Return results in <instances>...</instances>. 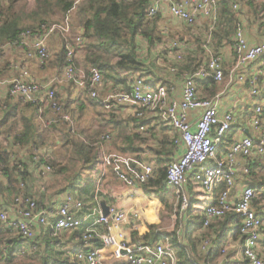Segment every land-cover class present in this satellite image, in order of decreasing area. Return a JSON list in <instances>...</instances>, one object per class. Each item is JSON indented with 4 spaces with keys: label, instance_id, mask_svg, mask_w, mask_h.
I'll return each instance as SVG.
<instances>
[{
    "label": "built area",
    "instance_id": "2783aa9c",
    "mask_svg": "<svg viewBox=\"0 0 264 264\" xmlns=\"http://www.w3.org/2000/svg\"><path fill=\"white\" fill-rule=\"evenodd\" d=\"M168 12L174 19L193 27L199 17L209 18L215 21L219 15V4L217 0H166ZM262 7L261 14L264 16V0H248ZM6 0H0L5 3ZM155 2V1H154ZM152 2L147 11V18H153L158 13V5ZM238 4L232 5L233 11H238ZM55 32H59L66 40H71L76 48H80L85 39L82 34H73V29L68 18L52 25H43L40 31L31 34L29 31L21 32L16 42L9 43L19 51H25L27 56H36L42 63L49 59L48 40ZM171 48L182 47L176 43ZM67 62L58 75L42 80L33 78L27 69L20 67L17 76H11L0 80V88L6 87L7 93L13 97H19L27 102L48 108L54 119L50 121H62L71 124V117L65 113L62 104L57 100L56 86L63 83H73L79 90L87 91V94L95 100L106 111L119 108H128L134 118L142 119L147 111L159 110L162 119L176 137L173 145L177 151V158L171 160L166 166V186L178 195L179 210L184 212L189 206V196L185 191L187 177L192 176L193 183L205 194H213L219 186H223L216 197L203 209V227L221 218L227 213H234L241 219L239 234L242 238V257L249 264H264V259L259 256L258 245L261 239V231L264 225L263 219L253 210V201L257 198L253 187L245 186L238 195L234 197L235 179L237 175V159L248 158L253 150L261 155L264 154V41L258 44H249L245 38L244 28L241 23L235 26L233 32V54L235 68L241 70L240 78L246 79L249 84L247 96L237 100L235 108L239 103L256 96L263 97L261 102L254 107L251 116L252 126L259 131L261 138L257 141L249 137H243L232 141L224 152L219 155V148L224 137L232 127L234 120L233 109L222 114L218 113L217 94L211 98H200L196 91V80L212 78L216 83L224 80V73L220 60L214 54L208 52L206 63L198 67L189 76L185 77L181 89L180 101L169 99V89L163 85L153 86L143 76H134L129 91L112 90L99 100L98 92L103 88V77L95 68L86 72L83 68L73 64L74 48L71 43H66ZM5 45L0 46V58ZM182 59L180 55L173 57V61ZM252 66V71L245 78V69ZM176 73V67L170 68ZM242 72L244 74H242ZM201 111L196 122L192 124L188 113ZM140 131L143 127L139 128ZM114 140L111 134H101L95 142L100 157L96 168L97 178L94 189V200L100 194L103 196V177L107 170H111L115 177L126 187H140L148 182L153 176L155 166L144 152L139 154L111 152L109 145ZM94 145V146H95ZM38 150L32 152L33 158L37 159ZM46 157L44 156V159ZM39 169V175L53 172L47 164ZM245 173L247 168H243ZM232 198V201H229ZM13 217L9 210L0 208V224L8 230V237H18L30 240L34 234L35 227H48V235L57 237L62 232L80 230L87 218H95L94 225L101 227H86L81 234V244L88 250H80L71 257L76 262L84 264H101L102 255L98 248L89 247L94 242H99L103 248H111L112 256L116 260L114 264H178L176 253L171 246V239L162 237L160 242L147 243L136 242L131 244L123 228L125 215L118 212L114 207H109V214L103 216L100 208L95 205H85L81 201L73 200L66 196L53 211L42 209L39 204L29 196L18 193L13 198ZM81 212L85 213L84 219L79 217ZM138 218L137 213L131 215ZM86 218V219H85ZM133 231L136 226L132 225ZM158 235V233H155ZM158 236H161L159 233ZM209 240H205L201 250L206 251ZM31 246L29 252L34 251ZM225 253V249H221ZM27 249L20 248L13 255V260L26 256ZM57 264V263H53Z\"/></svg>",
    "mask_w": 264,
    "mask_h": 264
},
{
    "label": "crops",
    "instance_id": "0c3cea01",
    "mask_svg": "<svg viewBox=\"0 0 264 264\" xmlns=\"http://www.w3.org/2000/svg\"><path fill=\"white\" fill-rule=\"evenodd\" d=\"M154 3H156L159 8L157 15L161 16L160 26L163 33L167 35L170 34L173 38L149 46L145 38L142 36L138 37V52L140 53L141 60L146 66V71L142 73L143 77L153 86H166L169 89V99L180 101L181 89L185 77L189 76L198 67L205 65L208 52L214 54L220 60L224 73V80L221 83H216L212 80V78L204 80L198 79L195 84L197 95L200 98L208 99L217 94L220 95L218 100L219 114L233 109L234 120L232 127L220 145L219 155H224V152L232 141L239 140L243 137H249L255 141L259 140L261 136L259 131L252 126L251 116L254 111V107L261 102L260 100L263 97L256 96L255 98L246 101L244 104L239 103L235 108H233L234 104L237 103V100L247 96L249 84L246 79L242 80V78L239 77L241 70L235 68V58L232 44L233 32L238 23L243 25L245 38L249 44H258L264 41V16L261 14V11L254 7L242 5L233 0L231 1V5L238 4V11H233L231 8L229 13L222 14L219 9V15L215 21H212L209 18L199 17L195 26L188 27L181 21L171 17L168 12V2L166 0H155ZM66 18L70 21L73 34L77 35L83 33L75 12L71 11ZM83 38L85 39L84 36ZM173 43L181 45L182 47L171 48L170 45ZM3 45L6 46V49H4L2 57L0 58V80L10 78L11 76H17L20 71V67L27 69L30 75L36 80H42L58 75L63 69L59 70L54 65H48V62L54 59L55 54L59 52L61 47V41L58 35H52L49 37L48 49L50 57L48 61L42 63L35 56H27L25 51H19L9 43H5ZM176 55H180L182 57V59L178 62L173 61V57ZM74 56L76 61L80 54L77 55L76 53ZM172 67H176V73H172L170 71V68ZM245 71V78H247L246 76H249L252 71V66L246 68ZM242 74L244 73L242 72ZM261 84H264V77ZM115 88L116 89H111L110 86L105 84L102 90L103 97L108 94L107 92H111L112 90L124 89L121 84L117 85ZM6 93L7 88L1 87L0 100L4 99ZM81 93H83L82 90L72 86L71 83H63L56 86V94L60 97V100H69L71 102V107L75 105L79 106L81 104L83 99ZM45 109L48 108L44 107L42 112H40V110L37 116L38 122L43 127L51 125L50 121L54 119L50 110L48 109L47 112ZM93 109L96 110L97 113L103 112L106 117L109 113L114 114L117 118H120L121 121L132 118L131 111L128 108H119L109 112L100 106L92 105L88 102L85 106L84 112ZM97 109L100 110L98 111ZM200 113L201 111L188 113L189 120L192 124L196 122ZM96 116L97 115L94 117L95 125L91 128V135H93L95 127H97L100 122V117ZM81 117L79 118V123ZM140 127H143L142 131H140L139 128L131 129L132 133L137 134V139L133 142L136 148V150H134L135 152L129 154H139L143 151L144 155L152 161L155 167L157 166L159 158L155 149L162 150V147H164V149L168 150L162 151L160 157L164 160L163 162L165 166H167L171 160L177 158V151L173 145V139H175L176 134L168 125L165 124L162 119V113L159 110L147 111L142 118V125ZM108 131L111 132L114 137V140L109 145V150L111 152L120 153V151L116 150L114 143L118 130L109 129ZM163 141L164 145H161V142ZM122 146H124V143ZM44 147L36 148V150H38L37 152L39 157L34 159L32 154L33 151L31 152L30 146H11L14 150L15 159L18 161L21 169L24 170L22 172H25L24 178L16 175L15 178L17 179V182L15 183V189H10L9 193L0 195V208L9 210L12 217L14 215L12 210L13 198L18 193H23L26 196L35 198L39 206L46 211L55 210L66 196H70L73 200L81 201L85 205H95L97 208H100L98 199L102 198L108 208L114 207L118 212L125 215L123 228L125 229L126 235L131 244L136 242L157 243L161 241L163 236L171 239V233L168 234V231H156V233H158V235L160 233L161 236H156L155 232H153L155 227L162 222L165 225L168 222H172V226H174L176 221H178L180 225H184L186 216L179 210V208V214L176 212V205H174L173 211L168 214L160 200L155 195L145 194L141 187L129 188L124 186L113 175L110 169L105 172L103 177L102 191L105 195L102 196L100 194L97 200H94V189L97 178L96 171H93L92 175H90L88 179L82 177L78 178L73 184L74 188L71 187L69 189L62 190L63 187L60 183V175L52 172L41 176L38 173L39 169H41L43 167L42 165H44L39 162V160L42 158L44 160V156L46 157L45 159H52L53 157L51 155L52 152L48 151V149ZM30 155H32V157ZM243 168H247L248 172L245 173ZM263 182L264 154L261 155L257 152V150H253L250 157H239L237 159V175L235 179L234 197L238 195L245 186L253 187L257 196V198L253 201V210L257 213V215L262 217H264ZM189 188L192 189V192L189 193L190 196L197 199V203L195 204V213H199L201 215L204 207H206L212 201V198L216 197L221 190L220 188L216 189L213 194H205L193 183L191 175L187 177L185 187L187 194V189ZM166 195L168 201L178 202V196H174V192L172 190L168 189ZM229 201H232V198H229ZM150 208L155 209V213L153 215H150ZM161 210L164 212H161ZM156 211H159V214L161 212L160 217L159 214H156ZM134 213H138V218L131 217ZM175 216H178V220ZM79 217L84 219L85 213L81 212ZM94 220V217L84 220V225L80 228V231H83L86 227H96L98 229L97 231H101L102 228L100 226L97 227L94 225ZM132 225L136 226L137 229L133 231ZM3 234V240L0 244L3 246L2 252H5L8 247L5 242L13 238H5V236L8 237V230L6 228L4 229ZM70 234L71 232H62L60 236H58L59 238L54 240L52 238L50 239L48 235V227L37 226L34 228L33 237L28 241L21 239L22 241L17 249L25 248L27 249V252H29V248L33 246L41 252H49L51 254L61 253V261L65 258L70 261L73 254L80 250H88V248L82 247L79 238ZM144 235L147 237L145 240L143 239ZM227 242H229L230 245H222L221 249H223L226 245L228 246V249L218 258L216 264L241 263L243 261V257L240 258L242 251L241 236H237L236 239L230 236ZM91 247L98 248L101 251V264H114L116 262L112 256L111 248H103L99 242L92 243L89 249ZM258 253L259 256L264 259V228H262L261 231ZM28 255L26 254V256ZM73 262V264H84L76 262L75 258L73 259Z\"/></svg>",
    "mask_w": 264,
    "mask_h": 264
},
{
    "label": "trees",
    "instance_id": "16d2710c",
    "mask_svg": "<svg viewBox=\"0 0 264 264\" xmlns=\"http://www.w3.org/2000/svg\"><path fill=\"white\" fill-rule=\"evenodd\" d=\"M154 1L32 0V6L27 7L25 0H6L4 4L0 3V46L5 43L16 42L21 32L29 31L31 34H35L40 31L43 25H52L55 23L54 16L56 13H59L61 15L60 18L63 19L73 11L77 15L78 22L83 30L82 34L86 39L85 43L80 48H76L71 40H66L59 32H55L57 34L54 33L52 35L59 36L61 47L59 52L55 54L54 59L48 62V65H54L61 70L68 64L65 47L66 43L69 42L74 48V53L80 54L76 61L75 56L72 58L71 62L75 66L83 68L86 72L91 68H95L100 71L104 86L106 84L111 89H116L115 87L121 84L124 88L122 91H129L132 78L134 76H143L142 73L146 71L145 63L141 60L138 52V37L142 36L145 38L149 46L173 38L172 35L163 33L160 26V15L147 18L148 8ZM217 1L222 14L231 11V1L233 0ZM234 1L262 11V7L248 0ZM33 56L35 55L33 54ZM71 85L75 87L73 83ZM102 90L103 88L98 92L99 100L103 97ZM82 92L83 99L81 104L75 109L71 107L69 100H60V97L56 94L64 112L71 116V121L74 123L83 115L87 102L100 106L98 100L92 99L87 94V91L82 90ZM41 107V105L24 101L19 97L10 96L9 93H6L4 99L0 100V195L9 193L10 189H15L16 175L23 178L25 175V172H22L24 170L21 169L14 157V150L11 146L28 145L32 152L36 148L46 146V137L49 130L57 129L59 126V135L65 138L64 142H62V148L66 151L65 156L69 157L67 162L63 163L62 159L56 160L55 156L52 159H44L45 161L42 158L39 162L48 164L54 174L60 175L62 190L74 188L73 184L78 178L88 179L93 171L96 170L100 152L95 142L101 134H111L108 131L109 129L118 130L114 142L117 151H120V153H133L136 150L133 142L137 139V134L132 133L131 129L140 128L142 119L132 116L128 120L121 121L114 114L109 113L106 117L103 112H100L98 113L100 122L94 129V138L86 136L85 132L80 131L78 133L85 139L80 138L79 140L70 133L72 127H70L71 129L67 127L68 123L64 124L67 128L63 127L59 121L43 127L37 120ZM45 111L48 112V109H45ZM123 143L124 146H122ZM161 145H164V141L161 142ZM162 151L168 150L164 149V147H162V150L155 149L159 158L154 174L146 184L140 187L145 194L155 195L164 206V209L171 213L175 203L167 200L166 193L169 188L165 183L166 166L164 165V160L160 158ZM30 156L32 157V155ZM220 188H223V186H219L216 189ZM187 192L188 194L191 193L192 189H187ZM174 196H178L175 191ZM29 197L35 200L31 196ZM178 203L179 201L176 204L177 213ZM196 203L197 199L190 196L189 206L183 212L186 216V221L180 236L182 241L186 240V244L184 245L179 240L180 237L173 232L170 235L171 246L176 253L178 264H216L218 258L222 255L221 247L227 234L231 233L234 239L240 235L241 219L234 213H227L223 218L204 228L203 215L195 213ZM260 217L264 221V217ZM4 229V225L0 224V243L3 240ZM81 234L82 231L77 230L71 232L70 235L80 239ZM58 236L52 239L57 240ZM146 238V235H144L143 239L145 240ZM205 240L210 242L203 253L201 247ZM21 241L18 237L7 240L5 243L8 247L5 252H2L3 246L0 244V255L2 254L0 258L2 261H11L13 255L18 251L17 248ZM33 254H35V258H40V264H48L50 259L60 260L62 255L61 253L41 252L38 249L32 251ZM31 259H23L20 264H27L29 262L25 260ZM61 263L69 264L70 261L65 258ZM239 264H249V262L243 259Z\"/></svg>",
    "mask_w": 264,
    "mask_h": 264
},
{
    "label": "rangeland",
    "instance_id": "374dc122",
    "mask_svg": "<svg viewBox=\"0 0 264 264\" xmlns=\"http://www.w3.org/2000/svg\"><path fill=\"white\" fill-rule=\"evenodd\" d=\"M25 2L27 3L26 4L27 7L31 6V4H32V0H25ZM28 4H29V6H28ZM231 8H232V5H231ZM54 17H55L54 18L55 19L54 22H58V21H61L62 20V18H60L61 15L59 13H56ZM55 34H57V33H55ZM72 108L75 109V108H78V106L75 105V106H72ZM84 110H85V108H84ZM93 110H88L87 112L85 111L83 113L81 119H80V123L78 122L79 120H77L76 123H74L73 121H71V124H69V125H66L67 123H63L62 121H59V123H61V125H63V127H66V126L69 127V128L72 127V129L70 128L71 129L70 133L72 134V136H75L76 139H79V140H80V138L85 139L84 137H81V135L78 132H80V131L85 132L86 133V136H90L91 135V128H92L93 125H95L94 124V117H95V115H97L96 117H99L97 111L96 110L93 111ZM97 110L99 111L100 109H97ZM59 128H60V126L57 129H51V130H49V133H48V135L46 137L47 144H46V147H44V148H46V149H48V151L52 152L51 155L53 157L55 156L56 160L62 159V162L63 163H66L69 157L68 156H65L66 151H65V149L62 148V142H64V139L65 138L64 137H61L59 135ZM89 130H90V132H89ZM91 136H93V135H91ZM50 142H51V144H49ZM136 188H138V187H136ZM170 202L173 203V201H170ZM174 203H175V205L177 204V202H175V201H174ZM149 212H150V215H153L155 213V209L150 208L149 209ZM161 212H164V211L161 210ZM161 212H160V214H161ZM166 212H168V214H169V211H166ZM156 214H159V211L158 212L156 211ZM160 214H159V217H160ZM137 215H138V213H137ZM175 217L178 220V216H175ZM183 230H184V227L182 226V224L180 225L178 223V221H176V224L174 226H172V222H168L166 225L162 222V223H160L159 225H157L155 227V229L153 230V232L156 233V231H158V232H162V231H165L166 232V231H168V234L175 232L178 235V237H180V239L179 238L178 239L185 245L186 244V240H183L182 241V238L180 236L182 234ZM230 236H231V233H228L223 245H225V244L230 245V243L227 242L228 239L230 238ZM224 249H225V252H226V250L228 249V246L227 245L224 246ZM202 252L204 253L203 250H202ZM27 255L28 256L21 257V258H19L17 260H13L11 258V261H9V262L8 261L7 262H4L0 258V264H20L21 263L20 262L21 260L28 259V258H32V259L31 260H25L26 262H29L27 264H40V258L39 257L38 258H35L34 257L35 254L32 255V252H30V253L27 252ZM0 256H2V254ZM240 258H242V255L241 254H240ZM61 262H62L61 259L60 260L50 259L49 262H48V264H53V263L63 264Z\"/></svg>",
    "mask_w": 264,
    "mask_h": 264
},
{
    "label": "water",
    "instance_id": "95a60500",
    "mask_svg": "<svg viewBox=\"0 0 264 264\" xmlns=\"http://www.w3.org/2000/svg\"><path fill=\"white\" fill-rule=\"evenodd\" d=\"M98 202H99V206L101 208L102 215L107 216L109 214V208L105 204V201L102 198H100V199H98Z\"/></svg>",
    "mask_w": 264,
    "mask_h": 264
}]
</instances>
